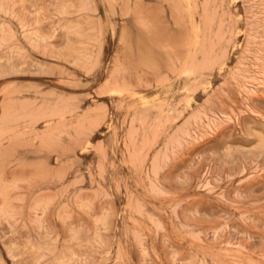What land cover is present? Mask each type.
Here are the masks:
<instances>
[{"label":"rangeland","instance_id":"1","mask_svg":"<svg viewBox=\"0 0 264 264\" xmlns=\"http://www.w3.org/2000/svg\"><path fill=\"white\" fill-rule=\"evenodd\" d=\"M0 264H264V0H0Z\"/></svg>","mask_w":264,"mask_h":264}]
</instances>
